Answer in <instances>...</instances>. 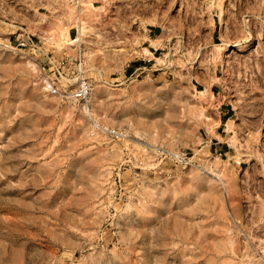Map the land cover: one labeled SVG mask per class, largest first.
Listing matches in <instances>:
<instances>
[{
	"label": "rangeland",
	"instance_id": "1",
	"mask_svg": "<svg viewBox=\"0 0 264 264\" xmlns=\"http://www.w3.org/2000/svg\"><path fill=\"white\" fill-rule=\"evenodd\" d=\"M81 4L0 0V264H264V0Z\"/></svg>",
	"mask_w": 264,
	"mask_h": 264
},
{
	"label": "crops",
	"instance_id": "2",
	"mask_svg": "<svg viewBox=\"0 0 264 264\" xmlns=\"http://www.w3.org/2000/svg\"><path fill=\"white\" fill-rule=\"evenodd\" d=\"M92 1H93V6H103L104 9H108L110 13L109 15H111V18L113 19H116L118 16H120V14L127 15L132 5L142 4V0H92ZM144 13H145V10L142 9L139 13L140 14L139 19H142L144 17ZM144 18H145V23L147 24V26H151V27H148L149 37L146 40L147 45H145L144 48H146L149 52L152 53L153 50L151 48L158 49V47H160V45H157L154 43L157 37L156 38L153 37L151 33L153 31V27H155L156 24H154L153 22H148L146 17ZM69 36L73 38L74 36L73 31H69ZM230 111H231L230 108H227L225 115L230 113ZM227 118H228V115H227Z\"/></svg>",
	"mask_w": 264,
	"mask_h": 264
},
{
	"label": "built area",
	"instance_id": "3",
	"mask_svg": "<svg viewBox=\"0 0 264 264\" xmlns=\"http://www.w3.org/2000/svg\"><path fill=\"white\" fill-rule=\"evenodd\" d=\"M77 8H78V13H81V0H74ZM77 30L79 31V29L77 28ZM23 38L22 40L18 41V44L20 45H29V46H37L36 41L34 40L32 34H30L29 32H24L22 34ZM78 51H77V55L75 56H65V57H61L59 59H52L50 58V64H84L85 62V48L83 47V42L79 41L78 42ZM90 90V86L87 80H83L80 84V87L74 92L75 96L77 97H85L88 95ZM113 133H117V130H113Z\"/></svg>",
	"mask_w": 264,
	"mask_h": 264
},
{
	"label": "bare ground",
	"instance_id": "4",
	"mask_svg": "<svg viewBox=\"0 0 264 264\" xmlns=\"http://www.w3.org/2000/svg\"><path fill=\"white\" fill-rule=\"evenodd\" d=\"M225 13H226V8L223 7V9H222V15H224ZM161 39H162V38H161ZM159 41H160V38H159V40H155L154 42H155V43H158ZM162 41H163V40H162ZM162 41H161V42H162ZM161 42L158 43V45H159V44H162Z\"/></svg>",
	"mask_w": 264,
	"mask_h": 264
}]
</instances>
